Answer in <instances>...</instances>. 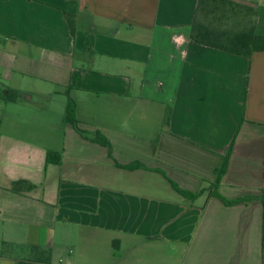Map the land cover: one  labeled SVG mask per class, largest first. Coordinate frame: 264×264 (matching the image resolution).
<instances>
[{"label": "crops", "instance_id": "0c3cea01", "mask_svg": "<svg viewBox=\"0 0 264 264\" xmlns=\"http://www.w3.org/2000/svg\"><path fill=\"white\" fill-rule=\"evenodd\" d=\"M231 1L264 37V0ZM198 5L0 0V264H264V203L213 195L229 154L219 192L264 189V51L196 42Z\"/></svg>", "mask_w": 264, "mask_h": 264}, {"label": "trees", "instance_id": "16d2710c", "mask_svg": "<svg viewBox=\"0 0 264 264\" xmlns=\"http://www.w3.org/2000/svg\"><path fill=\"white\" fill-rule=\"evenodd\" d=\"M229 6V9H227ZM236 8L241 10H246L247 12L243 14V16L251 17V21L256 16V11L249 7L245 6L231 0H199L197 18L193 24V39L204 45L220 48L222 50L245 55L247 57H251L255 52L264 51V37L258 35L255 32L254 28L251 26H246L239 30H215L212 26L214 21L219 19L221 16H226V18H231L232 15L229 13L235 14ZM200 16H204L206 19H209L212 24L206 25L204 22L198 21ZM69 94V92H68ZM66 119L69 123H71L74 128L84 137L87 138V132L80 128V122L77 118V105L76 102L69 97L68 98V108H67V116ZM96 142L108 147L111 151V144L104 136L99 134L93 138ZM111 155V153H110ZM112 157V155H111ZM52 156L48 154L47 162L51 163ZM230 154L226 155L223 160L222 166L217 170L218 179L214 183L216 189L213 191V195L226 205H237L240 203H248L253 200L259 199L264 203V189L259 195L256 196H246L244 198H238L234 200H230L224 197L219 192V183L220 179L223 175L226 174L229 165ZM60 160L55 161V163H59ZM117 164V163H116ZM120 166L119 164H117ZM35 188L30 182L20 180L16 181L12 185V190L22 192V191H30ZM184 195L191 196L193 198L194 195L185 191H182ZM264 244V242H263ZM2 247L4 252L11 249L13 252L19 254L21 258L16 260L15 264H33V263H50L51 261V251L47 248H44L39 245H18L8 242H2Z\"/></svg>", "mask_w": 264, "mask_h": 264}, {"label": "rangeland", "instance_id": "374dc122", "mask_svg": "<svg viewBox=\"0 0 264 264\" xmlns=\"http://www.w3.org/2000/svg\"><path fill=\"white\" fill-rule=\"evenodd\" d=\"M229 9V6H227ZM247 11L236 8L235 14L229 13L232 15L231 18H226V16H221L219 19L214 21L212 26L209 19H206L204 16H200L198 21L204 22L206 25H211L215 30H239L251 24V17L243 16Z\"/></svg>", "mask_w": 264, "mask_h": 264}]
</instances>
